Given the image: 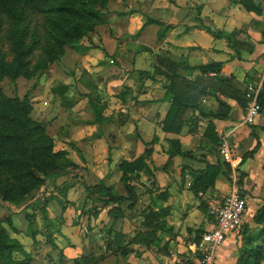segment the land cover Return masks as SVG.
<instances>
[{
	"label": "crops",
	"instance_id": "crops-1",
	"mask_svg": "<svg viewBox=\"0 0 264 264\" xmlns=\"http://www.w3.org/2000/svg\"><path fill=\"white\" fill-rule=\"evenodd\" d=\"M118 1L121 7L133 6L118 20L127 21L129 33L136 35L130 47H114L121 54L130 49L132 64L121 61L116 75L104 80L108 92H120L121 97L115 96L114 105L98 102L100 121L94 120L85 99L88 121L73 119L69 136L58 138V146L53 142L55 151L67 150L82 167L88 185L101 180L117 191L120 182L124 192L117 193L126 199L102 202L98 215H90L94 229L99 222L100 237L71 239L67 256L93 255L98 264H196L193 243L213 225L209 205L224 199L235 177L246 197L243 224L226 235L216 249V261L242 264L249 236L262 227L253 216L264 204V113L253 124L238 126L246 104L245 85L257 80H262V88L264 84V0H253L257 10L244 7L249 0ZM181 9L187 13L178 20ZM164 59L177 62L178 76ZM203 66L209 69L201 71ZM125 71L136 74L127 77ZM168 74L175 75L181 87L183 80L194 81L197 75L207 86L198 100L200 108L188 109L187 120L173 129L165 128L171 105L166 97ZM71 110L75 118L85 113H77L76 106ZM222 139L236 159L234 166L219 153ZM141 155L147 167L127 181L132 187L128 194L119 165ZM207 166L215 173L207 178L208 185L200 184L203 179H195L191 171Z\"/></svg>",
	"mask_w": 264,
	"mask_h": 264
},
{
	"label": "rangeland",
	"instance_id": "rangeland-1",
	"mask_svg": "<svg viewBox=\"0 0 264 264\" xmlns=\"http://www.w3.org/2000/svg\"><path fill=\"white\" fill-rule=\"evenodd\" d=\"M97 7L102 15L101 20L86 26V31L77 32L74 40L76 47L69 46L72 40L64 45L55 42L53 34L60 30L45 11H34L21 19L0 11V58L12 64L17 51L21 47L28 48L25 71L27 75L31 74L15 81L0 78V91L6 96L27 93L32 103L31 116L45 125L47 135L56 140L55 146H58L59 139L69 136L73 119L79 121L87 118L90 106L85 99H91L96 104L114 105L115 96L121 97L120 92L116 95L115 92H108L105 77L115 76L121 61L132 64L130 49L121 54L114 51V47L124 43L125 47H130L132 38L136 36L129 33L127 21L118 20L122 13L130 12L133 6L127 3L121 7L118 0H106L104 6ZM62 21L69 25L64 19ZM125 73H129L127 77H130L135 71ZM74 106L79 109L77 113H85L75 118V112L71 110ZM108 140L114 143L111 142L112 137ZM63 151L58 156L63 159L62 167L68 179L61 185L55 183L32 189L35 190L33 195L37 193L45 199L43 203L32 205L29 197L24 196L18 204L6 202L11 205V210L7 211V204L0 200V233L17 243L10 253L16 261L78 264L77 258L67 256L69 252L65 251L71 239L80 241L84 237H100L99 222H95L94 229L90 224V215L97 216L100 212L98 207H102L103 203L89 188L84 173L80 174L82 167L68 163L69 152ZM118 185L117 192H124L122 184L119 182ZM70 190V200H67ZM76 204L78 208L72 211ZM58 218L62 220L61 223ZM109 229V233L114 231L112 227ZM108 249L114 251L111 246ZM88 255L82 254L83 259L88 260ZM94 257L91 255L90 260ZM92 263L98 264L96 261Z\"/></svg>",
	"mask_w": 264,
	"mask_h": 264
},
{
	"label": "trees",
	"instance_id": "trees-1",
	"mask_svg": "<svg viewBox=\"0 0 264 264\" xmlns=\"http://www.w3.org/2000/svg\"><path fill=\"white\" fill-rule=\"evenodd\" d=\"M249 1L250 5L244 3V7L248 10H257L258 6L254 4L253 0ZM105 3L106 0H0V11L15 19L24 18L34 11H45L48 13L49 19L60 30L59 33L53 34L55 42L58 45H64L72 40L73 42L69 46L76 47L74 40L77 32H84L92 22L101 20L102 15L97 6H104ZM53 14H57V16H53ZM62 19L69 25H65ZM149 22L147 20L143 26ZM155 22L160 23L158 20ZM28 52V48L21 47L12 64H7L0 58V78H9L15 81L21 76H31V74L27 75L25 71L27 62L25 56ZM160 61L163 59L161 58ZM166 62L170 70L178 76L177 62ZM199 68L201 71L209 69L208 66ZM166 76L168 81L166 97L171 100V105L166 114L165 128L173 129V126L181 125L187 120L184 119V113L188 109L200 108L198 100L207 93V86L204 78L198 75L194 81L183 80V87L179 85L175 75L168 74ZM88 102L94 112V120L100 121L101 107L91 99H88ZM259 103L261 105L260 112L264 113V84L259 94ZM31 111L32 103L27 93L22 96H6L0 91V200L3 203L18 204L24 196L29 197L32 205L43 203L45 199L39 197L37 193L31 195L32 189L44 185H54L56 179L66 173L62 167L63 159L58 156L64 151L54 150L53 139L47 135L45 125L35 120L31 116ZM145 158V155H141L132 161L124 160L119 165L120 181L128 194L132 193V187L128 185L127 181L132 177H138L139 172L147 167ZM67 162L77 165L69 157ZM214 171L212 166H207L203 170L191 171V173L195 179H203L204 182L200 184L208 185L207 178L212 173L214 174ZM89 186L98 199L106 204L120 203L126 199L112 186L105 185L104 181L100 180L96 185ZM198 187L201 188L199 185ZM6 204V210H11V205ZM111 211L115 213L113 212L115 210ZM253 221L262 224V227L257 235L249 236L250 246L244 248L240 255L243 259L242 264H262L264 261V204L254 214ZM16 245L17 243L6 239L0 233V261L2 264H29L27 261H16L11 258L10 253ZM77 261L78 264H93L90 259H83V256Z\"/></svg>",
	"mask_w": 264,
	"mask_h": 264
},
{
	"label": "built area",
	"instance_id": "built-area-1",
	"mask_svg": "<svg viewBox=\"0 0 264 264\" xmlns=\"http://www.w3.org/2000/svg\"><path fill=\"white\" fill-rule=\"evenodd\" d=\"M261 89L262 80L250 81L245 85L246 104L243 117L238 126L251 125L259 116L261 111L259 103ZM219 153L225 161L233 166L235 165L236 159L232 157L226 139H222L219 145ZM232 183V190L222 201L209 205L208 212L213 219V225L193 243L198 252L196 264H217L216 249L223 243L229 232L238 230L243 224L246 197L238 189L235 177Z\"/></svg>",
	"mask_w": 264,
	"mask_h": 264
},
{
	"label": "water",
	"instance_id": "water-1",
	"mask_svg": "<svg viewBox=\"0 0 264 264\" xmlns=\"http://www.w3.org/2000/svg\"><path fill=\"white\" fill-rule=\"evenodd\" d=\"M186 13H187V10H184V9H181V10H179L178 12H177V14H176V18L178 19V20H181L183 17H184V15H186ZM68 179V175H62V176H60V177H58L57 179H56V185H61L64 181H66ZM34 192H35V190H33L32 192H31V195H33L34 194Z\"/></svg>",
	"mask_w": 264,
	"mask_h": 264
}]
</instances>
